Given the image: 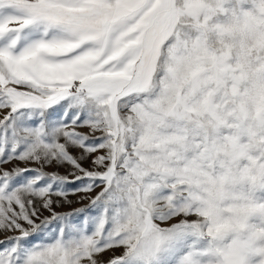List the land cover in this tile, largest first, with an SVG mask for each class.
Masks as SVG:
<instances>
[{
    "label": "snow or ice",
    "instance_id": "snow-or-ice-1",
    "mask_svg": "<svg viewBox=\"0 0 264 264\" xmlns=\"http://www.w3.org/2000/svg\"><path fill=\"white\" fill-rule=\"evenodd\" d=\"M0 234V264H264V0H0Z\"/></svg>",
    "mask_w": 264,
    "mask_h": 264
},
{
    "label": "rangeland",
    "instance_id": "rangeland-1",
    "mask_svg": "<svg viewBox=\"0 0 264 264\" xmlns=\"http://www.w3.org/2000/svg\"><path fill=\"white\" fill-rule=\"evenodd\" d=\"M85 166L88 167L89 164L86 163ZM8 167H11V165H8ZM60 171H61V173H64L66 170L65 169H60ZM97 191H99V190L97 189ZM82 195H83V193L70 194L68 198L70 200H72L73 203L71 205L66 204L63 208H59L57 210L66 212V211H71L72 208H74V207H81V206L87 205L89 203V201L88 200L81 201V196ZM45 215H47V213H45ZM0 239H3V234H0ZM116 254H119V252H117ZM110 255H112L111 252L106 253L105 254V258H107V256H110Z\"/></svg>",
    "mask_w": 264,
    "mask_h": 264
}]
</instances>
